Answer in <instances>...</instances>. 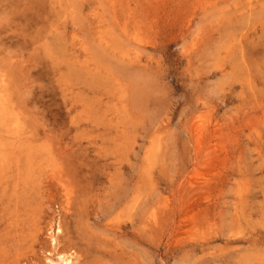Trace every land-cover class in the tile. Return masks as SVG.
Wrapping results in <instances>:
<instances>
[{
	"label": "rangeland",
	"instance_id": "374dc122",
	"mask_svg": "<svg viewBox=\"0 0 264 264\" xmlns=\"http://www.w3.org/2000/svg\"><path fill=\"white\" fill-rule=\"evenodd\" d=\"M0 238L264 264V0H0Z\"/></svg>",
	"mask_w": 264,
	"mask_h": 264
},
{
	"label": "bare ground",
	"instance_id": "6f19581e",
	"mask_svg": "<svg viewBox=\"0 0 264 264\" xmlns=\"http://www.w3.org/2000/svg\"><path fill=\"white\" fill-rule=\"evenodd\" d=\"M54 177V176H53ZM70 187V186H69ZM67 194V193H66ZM70 194V193H69ZM23 197V196H22ZM31 211V210H30ZM31 224V223H30ZM113 224V223H112ZM30 228H31V226H30ZM40 229V228H39ZM18 233V232H17ZM6 238V237H5ZM1 239V238H0ZM17 239V238H16ZM15 240V239H14ZM13 244V243H12ZM9 255V254H8ZM21 258V257H20ZM65 262V261H64ZM16 263V262H15ZM66 263H68V260H67V262ZM72 263V262H71Z\"/></svg>",
	"mask_w": 264,
	"mask_h": 264
}]
</instances>
